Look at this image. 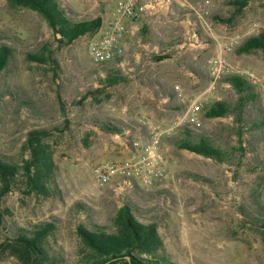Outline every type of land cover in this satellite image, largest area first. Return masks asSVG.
Here are the masks:
<instances>
[{
	"label": "rangeland",
	"instance_id": "obj_1",
	"mask_svg": "<svg viewBox=\"0 0 264 264\" xmlns=\"http://www.w3.org/2000/svg\"><path fill=\"white\" fill-rule=\"evenodd\" d=\"M57 1L72 21L100 18V28L60 46V37L40 15L0 0V46L12 49L10 61L0 71V153L20 159L26 132L34 127L56 129L52 147L62 194L61 199L38 200L10 192L2 202L8 211L5 224L27 226L55 220L50 241L63 256L60 264H78L85 252L75 226L99 225L111 231L116 211L131 203L138 220L157 226L172 264H264V238L243 215L255 200L264 203V143L260 134L245 132V128L239 141L238 128L230 117L208 119L203 115V109L215 100H235L227 83L211 86L209 60L224 39L238 36L240 45L257 33L254 25L264 27V0H245L239 10L232 4L239 0H177L174 37L160 44L159 55L166 58L155 60L154 52H141L143 48L135 45L120 59L98 65L90 59L88 41L100 36L116 18L118 0ZM190 6L205 11L196 10L202 21L200 47H194L188 29L180 24ZM214 14L231 22L215 21ZM166 28L165 24L155 26L156 31ZM238 46L225 56L228 62L241 60L264 78V50L240 54ZM28 54L51 59L40 63ZM110 71L120 73L125 81L103 85ZM178 93L189 98L202 95V108L189 128L228 151L233 165L175 148L166 141L175 129L161 145L171 163L169 174L155 187L143 190L112 184L96 188L91 175L95 164L127 157L132 141L147 139V125L168 126L183 114ZM98 122L121 133L103 132ZM76 203L84 210L76 208ZM0 264L19 263L4 254Z\"/></svg>",
	"mask_w": 264,
	"mask_h": 264
},
{
	"label": "trees",
	"instance_id": "obj_2",
	"mask_svg": "<svg viewBox=\"0 0 264 264\" xmlns=\"http://www.w3.org/2000/svg\"><path fill=\"white\" fill-rule=\"evenodd\" d=\"M7 3L12 8L28 9L40 15L48 27L60 36L57 39L60 46H66L79 37L94 33L101 26L100 18L72 21L57 0H7ZM246 3L245 0H239L232 4L237 5L239 10ZM211 18L221 23L231 22L230 18L217 14ZM257 50H264V29L245 38L237 48L240 54ZM27 56L40 63L51 59L46 55ZM11 57L12 49L6 45L0 46V71L6 68ZM166 57L156 54L152 58L161 60ZM124 81L125 77L120 73L113 74L110 71L105 73L101 82L105 86H114ZM219 82L227 83L234 90L236 98L234 101L215 100L203 109L204 117H230L238 128L239 141L248 131L260 134L264 143V111L258 94L246 79L236 74L226 75ZM96 125L106 133H121L119 129L106 123L98 122ZM243 128L246 129L245 132ZM55 130L34 127L26 132L20 159L0 153V256L7 254L19 264H60L64 260L51 246L50 240L56 230L55 220L30 223L27 226H8L4 221L8 211L2 207L4 197L13 191L23 197L38 200L61 199L52 147ZM166 141L179 150H186L218 164L233 165L228 151L207 136L192 131L189 124L179 126ZM238 150L244 152L241 148ZM187 176L197 181L204 180L199 175ZM74 206L84 210L80 203ZM136 210L131 203L123 204L112 219L111 231L99 225L89 227L77 224L75 234L79 246L85 252L78 264H172L165 254L157 226L138 220ZM243 215L247 223L259 230L264 238V203L255 200L251 209L243 210Z\"/></svg>",
	"mask_w": 264,
	"mask_h": 264
},
{
	"label": "built area",
	"instance_id": "obj_3",
	"mask_svg": "<svg viewBox=\"0 0 264 264\" xmlns=\"http://www.w3.org/2000/svg\"><path fill=\"white\" fill-rule=\"evenodd\" d=\"M145 8L146 5L141 0L117 1L116 18L107 23L100 36L88 41V52L92 63L96 65L108 63L120 59L124 55V40L127 30L121 19L133 20ZM189 8L194 11L198 9L201 14L205 12L201 8L191 6ZM262 29H259L258 25H254L253 30L258 33ZM238 45V36L224 39L219 46L218 53L209 60L211 86L213 87L226 75L236 74L246 79L258 94L264 111V78L255 71L246 68L241 60L230 63L225 58ZM175 90H179V87L176 86ZM178 98L184 107V112L180 117L168 126L147 125V139L132 141L127 157L116 161L100 162L92 167V183L96 188H105L116 184L128 188L138 187L143 190H150L169 174L171 163L161 150L162 140L179 126L194 122L196 115L202 108V95L189 98L178 93Z\"/></svg>",
	"mask_w": 264,
	"mask_h": 264
},
{
	"label": "crops",
	"instance_id": "obj_4",
	"mask_svg": "<svg viewBox=\"0 0 264 264\" xmlns=\"http://www.w3.org/2000/svg\"><path fill=\"white\" fill-rule=\"evenodd\" d=\"M145 5V11L138 15L135 19H121V22L126 27L127 33L125 35V52H128L132 46H139L142 50H150L154 54H159L160 44L169 38L174 37V30L172 25L175 23L179 16L173 12V8L178 10L175 5L177 0H141ZM168 10H170L168 12ZM183 20L180 24L188 29V33L194 39V47H200L203 39H199L202 29V21L197 19L199 17L196 11L187 9ZM197 16V17H196ZM200 18V17H199ZM165 24L166 30L156 31L155 26ZM144 28V30H142ZM144 35L142 36V32ZM212 38L217 40L215 35L211 34ZM208 40V39H207ZM210 40V39H209ZM211 42V41H210ZM206 44V43H205ZM164 53V52H162ZM136 58L140 54L132 53ZM188 92V91H187ZM189 93V92H188ZM188 96V95H186Z\"/></svg>",
	"mask_w": 264,
	"mask_h": 264
},
{
	"label": "water",
	"instance_id": "obj_5",
	"mask_svg": "<svg viewBox=\"0 0 264 264\" xmlns=\"http://www.w3.org/2000/svg\"><path fill=\"white\" fill-rule=\"evenodd\" d=\"M58 37H60L59 35H57Z\"/></svg>",
	"mask_w": 264,
	"mask_h": 264
}]
</instances>
